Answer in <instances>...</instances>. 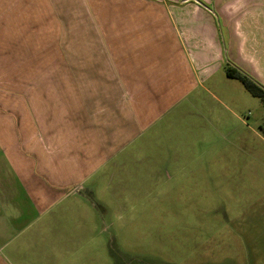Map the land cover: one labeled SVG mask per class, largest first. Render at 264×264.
Here are the masks:
<instances>
[{
	"label": "crops",
	"instance_id": "0c3cea01",
	"mask_svg": "<svg viewBox=\"0 0 264 264\" xmlns=\"http://www.w3.org/2000/svg\"><path fill=\"white\" fill-rule=\"evenodd\" d=\"M228 68L264 89V0H0V264L9 214L165 168L162 135Z\"/></svg>",
	"mask_w": 264,
	"mask_h": 264
},
{
	"label": "rangeland",
	"instance_id": "374dc122",
	"mask_svg": "<svg viewBox=\"0 0 264 264\" xmlns=\"http://www.w3.org/2000/svg\"><path fill=\"white\" fill-rule=\"evenodd\" d=\"M216 83L162 135L165 168L129 164L64 211L9 214L17 230L1 254L11 264H264V103L223 72Z\"/></svg>",
	"mask_w": 264,
	"mask_h": 264
},
{
	"label": "trees",
	"instance_id": "16d2710c",
	"mask_svg": "<svg viewBox=\"0 0 264 264\" xmlns=\"http://www.w3.org/2000/svg\"><path fill=\"white\" fill-rule=\"evenodd\" d=\"M226 75L228 78L231 79H238L242 85L244 86V88L253 96L256 98H259L262 100V102L264 103V89L261 88L260 86H258L254 81H252L251 79H249L247 76L242 75L238 72H236V70L232 69V68H228L226 70Z\"/></svg>",
	"mask_w": 264,
	"mask_h": 264
}]
</instances>
